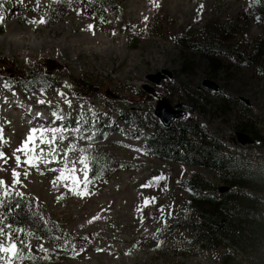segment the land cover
Masks as SVG:
<instances>
[{
  "label": "rangeland",
  "instance_id": "374dc122",
  "mask_svg": "<svg viewBox=\"0 0 264 264\" xmlns=\"http://www.w3.org/2000/svg\"><path fill=\"white\" fill-rule=\"evenodd\" d=\"M4 1L6 70L21 74L35 65L43 74L11 84L10 72H0V187L34 195L62 246L30 238L27 252H0V264H219L222 250L191 244L194 191L186 182L192 172L217 187L224 186L220 178L152 156L145 136L162 125L155 110L167 101L186 114L171 125H195L237 156L264 163V148L243 146L236 136L264 131L260 0H106L116 10L98 15L71 0L66 13L58 0H14L28 14L6 22ZM164 69L172 77L158 85L147 79ZM73 79L91 81L101 92L81 96ZM146 95L153 98L145 102ZM102 129L109 132L94 141ZM93 148L102 175L89 180ZM81 157L89 165L87 183ZM13 243L0 236L5 247Z\"/></svg>",
  "mask_w": 264,
  "mask_h": 264
},
{
  "label": "trees",
  "instance_id": "16d2710c",
  "mask_svg": "<svg viewBox=\"0 0 264 264\" xmlns=\"http://www.w3.org/2000/svg\"><path fill=\"white\" fill-rule=\"evenodd\" d=\"M71 1L91 15L104 14L105 9L116 10L106 0ZM66 2L58 0V4L64 6L63 13L67 12ZM1 4L5 22L17 16L25 18L28 14V9L18 1L5 0ZM255 10L256 14L264 16V0L259 1ZM3 68L7 74L0 58V72ZM42 68L34 65L21 74L10 72L5 78L11 84L29 83L43 74ZM72 81L81 96L101 92V87L91 81ZM152 98L146 95L145 102ZM195 128L186 123L170 127L161 125L145 136L146 149L152 156L216 172L224 185V188L213 185L199 172L189 174L186 186L194 191L189 206L196 216V226L188 232L191 244L209 251L222 250L219 264H264V163L237 156L223 142ZM253 130H256L255 144L261 150L264 131ZM106 132L109 129H102L94 141H101ZM98 149H91L89 180L102 175ZM41 211L34 195L0 187V236L11 233L17 251L27 252L30 238L62 246V239L56 229L45 222Z\"/></svg>",
  "mask_w": 264,
  "mask_h": 264
},
{
  "label": "water",
  "instance_id": "95a60500",
  "mask_svg": "<svg viewBox=\"0 0 264 264\" xmlns=\"http://www.w3.org/2000/svg\"><path fill=\"white\" fill-rule=\"evenodd\" d=\"M166 76L172 77V73L169 70H162L156 74H150L147 79L158 85L161 80ZM204 86L211 88L213 90H218L219 86L210 80L204 81ZM146 89V88H145ZM155 115L160 119L161 123L165 127H170L174 119L185 116V112L181 110H173L171 105L167 101H162L155 110ZM237 141L241 145L253 144L255 142L254 138L243 131L236 132Z\"/></svg>",
  "mask_w": 264,
  "mask_h": 264
},
{
  "label": "snow or ice",
  "instance_id": "6c2138e0",
  "mask_svg": "<svg viewBox=\"0 0 264 264\" xmlns=\"http://www.w3.org/2000/svg\"><path fill=\"white\" fill-rule=\"evenodd\" d=\"M0 2H2V0H0ZM202 7H203V5H201V8ZM3 19H4V17L3 16H0V23L3 22ZM145 19H147V18H145ZM41 22H43V21H41ZM40 102L43 103V101H40ZM37 131H38L37 129H32L31 130V133H36ZM40 131L43 132L44 130H40ZM48 131L57 132L59 130H57V129H50ZM33 139H34L33 135L30 134L29 137H28V140L30 141V140H33ZM48 142L51 143V141H48ZM27 143H28V141H25V148L27 146ZM20 150L21 149H17V151H20ZM28 151H30V150H28ZM3 155L4 154L2 152H0V157H2ZM16 161H17V164L20 163V158L18 156L16 157ZM45 162H47V161H45ZM28 163L31 164V163H33V161L32 160H29ZM79 163L84 166V169H85V183H87L88 182V179H87V171L86 170L89 167V165L87 163V157H81ZM65 171H67V169H65ZM17 175L18 174L15 172V170H13V176H17ZM160 178L163 179V177H160ZM73 180H74V183H79V181L75 177H73ZM15 182H17V181H14V183ZM4 183L5 182L3 180H0V185H4ZM72 191L76 195H83L84 194V193H81V192L77 191V189L75 187L72 188ZM146 203H147V201H146ZM8 238H9V240H11V233L8 234ZM0 252L11 253L13 256H15V255H17V247H16V244H14V243L13 244H10V246H8V247H5L3 244H0Z\"/></svg>",
  "mask_w": 264,
  "mask_h": 264
},
{
  "label": "bare ground",
  "instance_id": "6f19581e",
  "mask_svg": "<svg viewBox=\"0 0 264 264\" xmlns=\"http://www.w3.org/2000/svg\"><path fill=\"white\" fill-rule=\"evenodd\" d=\"M27 113H29V112L27 111ZM255 142H256V140H255Z\"/></svg>",
  "mask_w": 264,
  "mask_h": 264
}]
</instances>
